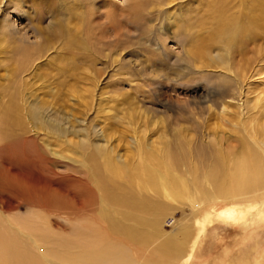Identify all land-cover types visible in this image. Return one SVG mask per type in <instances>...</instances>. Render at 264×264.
<instances>
[{
	"label": "rangeland",
	"instance_id": "1",
	"mask_svg": "<svg viewBox=\"0 0 264 264\" xmlns=\"http://www.w3.org/2000/svg\"><path fill=\"white\" fill-rule=\"evenodd\" d=\"M218 13L225 26L245 15L260 23L235 43L242 60L230 70L228 30L212 24ZM199 50L221 61L199 65ZM263 106L264 0H0V232L32 246L38 264H59L70 246L97 264L94 232L130 264H264V223L248 215L257 200L230 199L226 174L219 192L204 182L222 172L217 150L236 153L244 141L264 194V140L253 145L250 132ZM140 150L166 167L176 186L169 199L134 180ZM123 160L117 178L111 165ZM123 189L144 213L118 201L128 199ZM235 207L233 219L220 217ZM151 218L161 222L145 224ZM168 241L186 259L165 256Z\"/></svg>",
	"mask_w": 264,
	"mask_h": 264
},
{
	"label": "bare ground",
	"instance_id": "2",
	"mask_svg": "<svg viewBox=\"0 0 264 264\" xmlns=\"http://www.w3.org/2000/svg\"><path fill=\"white\" fill-rule=\"evenodd\" d=\"M98 1H101V0H98ZM140 2L141 1H139L138 3L128 5L126 7V11H125L126 14L132 16V14H134L137 10H139L141 8V6L144 5V4H140ZM224 7H225V4H221V3H219V5L217 6L218 9H223ZM217 15L220 16L219 13ZM241 17H243V16H241ZM233 18L234 17H231L230 19H228L226 21L227 26H225V23L223 22V19L221 18V16L219 18L215 17L214 20H212V22H213L212 24L214 26L219 27V28L224 27V29L228 30V33H227L228 34L227 35V41L228 42L227 43H222L221 37L217 38L215 41V42L222 43L226 49V57H225V60L223 62V65H224L225 69H227V70L233 69L239 63H241V60H242V59H240V60L236 59V56L234 55L235 51H233V50L237 49V48H235V43L238 42V44H239V40H242L244 36H248L249 33H251V31H254L253 28L250 27V25L260 26L259 21L256 20L257 17L255 19L253 16L245 15L243 18H241L242 21L238 20L237 18H236V20ZM231 19H233V20H231ZM212 35H213V33L210 32V35H209V32H208V37L212 36ZM217 36H218V34H216V37ZM191 44L193 45V42ZM197 45H199V44H197ZM193 46L195 47V44ZM200 51L201 50L197 51V53H196L197 54L196 55V59H197L196 62H198L199 65H204L206 63H216V62L221 61L220 60L221 58L218 56V54L214 55L216 57L213 59L212 57L209 56L208 51L207 52H205V51L200 52ZM242 52L245 53V51H243V50H242ZM203 53H205V56ZM29 55L34 56V51L32 48L25 50L24 53L22 52V54H21L24 61H27V62H29L31 60ZM238 55H239V53H238ZM34 59H35V57H34ZM19 66H20V64H18V67ZM260 100H262V99H260ZM222 111L224 112L225 110H222ZM133 112H136V111L134 110ZM221 114H223V113H221ZM223 117H226V116L221 115L220 117H218L219 120H217V122L213 123V128L219 124V121H221L220 123H222ZM224 121H226V119H224ZM133 123L136 124L137 122L136 123L133 122ZM250 132L254 134L253 138H251V142L253 145L256 146L258 139L264 140V114H262L258 117L256 127L250 128ZM212 133L215 134L216 131H213ZM215 136H217V135H215ZM262 142H263L262 146H264V141H262ZM179 152L183 153L181 149H179ZM217 153L219 155V160L221 162L220 165L222 164V166H223L222 172H220L218 170V167H216L215 170H213L214 173L211 175V179L209 180V178L204 177V182H210L209 184L213 187V193L219 192L220 188H221V183H222L223 179L224 180L226 179V176H227L228 183L230 185H232V184L234 185L230 191H227L231 194L230 199H234V202H238L239 200L244 201V202H250L251 200H257L256 203L254 205H252L250 209H252L253 207H256L258 209V213L253 214V212H252V213H248V215L251 218V220L257 218L258 221H260L261 223H264V203L263 202L259 203V201L263 198L264 194H263V192L256 193V192H258V190H256L255 187H257L258 183L256 181H251L253 179V174H252L253 170H252V165L250 163L251 154H250V152L246 146V143L243 141L241 144H239V150L236 153L228 152L227 150H224V151L217 150ZM136 154L137 155H136L134 161L131 163V167H132L131 173H134L133 174L135 177L134 180L137 182H141V184L143 183V184L148 185L151 189L154 188V190L159 191V193L161 192V194H163L166 198L168 197V199H169V197H172L171 195H174L176 192V186H175V183L171 179H169V176L167 175L166 167L164 165H160L159 162L157 161V159L154 158V155H152V154H149L150 155L149 157H148V155L145 156V155H143L141 150L137 151ZM262 154L264 155V152ZM187 155L188 154H186V156ZM164 158L171 164L170 158H172V157L164 154ZM111 166H112V173L114 175H116L117 178L118 177L121 178L127 170L125 160L122 161L121 166H119L117 164L116 165L113 164ZM185 166H186V164H185ZM224 174H226V176H224ZM110 183L113 185L114 182L110 181ZM120 188H122V187H120ZM123 191H124L125 195L126 194L128 195V199L122 198V199H119L118 201H120L123 204H127V206H129V207H131V208H133L139 212L142 211L144 213L146 211V209L144 208L145 205H143L144 203H141L140 200L138 202L137 199L134 198V195L129 194L125 189H123ZM237 196H240V198L236 199ZM217 199L218 198L214 197V198H211L209 201L216 202ZM117 203H119V202H117ZM118 205H120V207L122 206L121 204H118ZM131 208L124 209V210H126L124 215H125V217L130 215L131 218L134 219L135 216H138V215H135V213L133 212V210ZM238 211H239V209L237 207L231 208L228 211L222 213L220 217L225 218V219H230V218L233 219L236 216ZM153 218H154V216H153ZM153 218H151L150 223H145L143 219H141V220L143 223H145L147 225H151V222L153 223V221H155V222L160 221L159 219H156V218H155V220H153ZM25 227H26V229H28V232H29L30 228H31V231L33 232V226L27 225ZM94 230L96 231V229H94ZM94 230H92V232H94ZM8 231H10V230H8ZM79 234H81V233H79ZM82 234H84V232ZM127 234L130 235L128 232H127ZM32 235H33V233H32ZM98 235H99V233L97 234V236ZM78 236H80V235H78ZM97 236L95 235V232H94L93 237H92L93 241H91V242L87 241L88 243L90 242L91 245L95 244V246L101 247L100 251L97 253V258H96L97 264H130V259L128 256L129 254H127L126 251H125L126 253L120 252L117 250V249H119L118 248L119 246L117 248H115L111 245H108L105 242L99 244L100 239L97 238ZM31 239H30V242H33L35 240L34 239L32 241ZM85 239H87V238H85ZM97 240L99 242H97ZM22 243L23 242H19L16 233H14V235L12 234V235L8 236L6 233L0 232V264H38L37 256L31 252L32 246H30V245L27 246L26 243L25 244H22ZM33 243L35 244V242H33ZM164 243H165L164 246L167 247V252L165 253L167 255H165V256L174 255L173 259L175 261H176L177 257H178V259L179 258L186 259V256L184 257V254H183L184 252L183 251H182L183 253L181 252V250H182L181 246L177 241H170L169 243H166V242H164ZM76 244H77V241L75 242V245ZM20 245L25 247V251H26L25 255L21 254V251L19 248ZM72 247L73 246L69 247V253L68 252H62L61 253L62 256L59 255V258H61L63 261H67L69 264H90L84 257L78 255L77 253H71L70 250H72L74 248V247L73 248ZM254 249L256 250V248H254ZM178 254H179V256H178ZM54 256L56 259L58 258L56 254H54ZM253 259H255V258H253ZM239 260H241V259H239ZM63 261H59V264H63ZM142 263H144V261ZM149 264H150V261H149ZM242 264H260V263L259 262L254 263V260H253V262H251L250 260H244L242 262Z\"/></svg>",
	"mask_w": 264,
	"mask_h": 264
}]
</instances>
